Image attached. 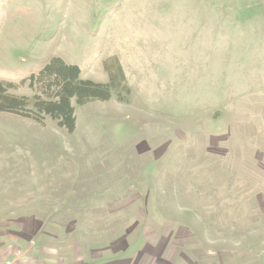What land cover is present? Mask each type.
I'll return each instance as SVG.
<instances>
[{
    "label": "rangeland",
    "instance_id": "1",
    "mask_svg": "<svg viewBox=\"0 0 264 264\" xmlns=\"http://www.w3.org/2000/svg\"><path fill=\"white\" fill-rule=\"evenodd\" d=\"M112 56L73 133L0 113V262L264 264V0H0L10 94Z\"/></svg>",
    "mask_w": 264,
    "mask_h": 264
},
{
    "label": "trees",
    "instance_id": "2",
    "mask_svg": "<svg viewBox=\"0 0 264 264\" xmlns=\"http://www.w3.org/2000/svg\"><path fill=\"white\" fill-rule=\"evenodd\" d=\"M104 70L109 81L95 83L82 79L78 66L68 65L60 57H50L40 71L21 76V85L28 84L35 93L31 98L10 94L16 85L0 81V113L40 124L50 117L59 128L73 133L77 122L73 100L78 106H84L96 101H109L114 92L121 102L130 95L118 57L112 56L104 61Z\"/></svg>",
    "mask_w": 264,
    "mask_h": 264
},
{
    "label": "built area",
    "instance_id": "3",
    "mask_svg": "<svg viewBox=\"0 0 264 264\" xmlns=\"http://www.w3.org/2000/svg\"><path fill=\"white\" fill-rule=\"evenodd\" d=\"M0 264H11V262L7 261V262H0Z\"/></svg>",
    "mask_w": 264,
    "mask_h": 264
},
{
    "label": "crops",
    "instance_id": "4",
    "mask_svg": "<svg viewBox=\"0 0 264 264\" xmlns=\"http://www.w3.org/2000/svg\"><path fill=\"white\" fill-rule=\"evenodd\" d=\"M5 262V261H4Z\"/></svg>",
    "mask_w": 264,
    "mask_h": 264
}]
</instances>
